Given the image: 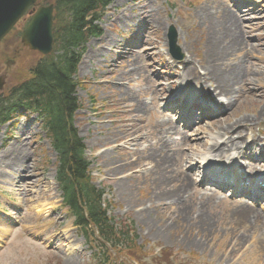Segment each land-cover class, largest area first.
<instances>
[{
	"label": "rangeland",
	"instance_id": "obj_1",
	"mask_svg": "<svg viewBox=\"0 0 264 264\" xmlns=\"http://www.w3.org/2000/svg\"><path fill=\"white\" fill-rule=\"evenodd\" d=\"M235 1L112 0L99 23L103 34L90 38L85 45L74 77L81 81L76 91L80 108L74 117L77 135L83 139L92 181L104 193L103 206L110 204L107 216L114 221L128 220L137 246L133 252L111 250L106 264H264L258 251L259 244L264 247V235L258 237L252 226L232 229L227 213L234 210L233 199L238 197L203 185L205 172L198 160L210 144H223L218 128L232 126L244 118L248 123L234 125L231 132L240 130L247 141L259 138L257 145L250 144L247 149L252 156H264V0H241L239 5ZM219 5L227 7L231 15L235 9L242 13L236 37L240 51L230 56L228 63L241 59L251 73L249 86L242 88L238 99L231 100L221 114L211 117L209 112L203 113L205 122L198 123L199 131H186L187 144L199 135L203 147L189 152L183 143L173 147L177 152L175 156L171 154L178 164L169 170L185 177L191 189L169 206L165 199H156L158 184L154 178L160 173L150 172L152 165L142 162L141 157L158 130L170 126L180 132L176 117L170 120L167 115L172 113L164 109L168 101L160 100L172 89L173 80H184L193 90L203 86V80L190 78L199 76L198 70L203 73L200 67L207 59L217 58L207 33L209 23L223 13ZM27 17L18 22L0 46V75L5 80L0 96L29 78L30 68L41 57L20 45L19 35ZM171 27L176 33L175 49L182 55L177 60L168 48ZM188 64L192 66L190 75L184 78L179 70ZM176 87L178 84L172 90ZM188 113L183 118H190ZM198 115L202 118V111ZM178 135L172 141L179 143L183 134ZM132 138L136 139L133 144L128 141ZM15 141L25 147L26 158L21 168L13 169L9 157ZM209 154L213 157L215 153ZM187 157L190 160L185 164ZM240 158V171L248 176L258 170L264 173V167L250 162L249 157ZM55 167L56 154L38 126L37 116L19 109L8 123L0 125V264H65L70 257L74 261L69 264L102 263L103 258L94 256L95 249L87 247L73 218L61 205L54 181ZM145 171L150 172L148 177ZM205 177L214 180L209 173ZM211 192L216 196L207 199ZM166 198L170 199L168 195ZM184 204L191 206L188 212H194V216L205 204L210 225L206 231L189 223L164 231L165 226L174 223ZM262 208L254 210L264 217Z\"/></svg>",
	"mask_w": 264,
	"mask_h": 264
},
{
	"label": "trees",
	"instance_id": "obj_2",
	"mask_svg": "<svg viewBox=\"0 0 264 264\" xmlns=\"http://www.w3.org/2000/svg\"><path fill=\"white\" fill-rule=\"evenodd\" d=\"M111 0H53V51L30 68L29 78L0 96V125L19 107L37 113L51 149L56 154L55 181L62 205L73 216L94 256L109 262L111 250L137 249L128 220L114 221L103 207L102 189L91 180L83 139L77 135L74 112L76 67L90 37H98L96 24ZM97 237V238H96ZM132 258V256H130Z\"/></svg>",
	"mask_w": 264,
	"mask_h": 264
},
{
	"label": "bare ground",
	"instance_id": "obj_3",
	"mask_svg": "<svg viewBox=\"0 0 264 264\" xmlns=\"http://www.w3.org/2000/svg\"><path fill=\"white\" fill-rule=\"evenodd\" d=\"M219 7L223 9V13L220 14V17L215 18L216 21L209 23L207 33L208 44L213 45L217 50V58L214 57L215 59H207L203 66L200 67L201 70H203V73L198 70L199 76H194L190 79L194 81H197L198 79L203 80L204 84L200 87V92L198 93L199 97L203 98L206 96H219L224 99L221 102L225 106H228L230 102H232L231 100L238 99V97L240 96L239 93L242 88H246L249 86V82L247 79L250 78L251 73L248 74V70L243 64H241L240 58L236 59V62L232 65L228 63L229 57L237 51H240V45L237 40V21L242 13L239 12V10L235 9V11H233L231 15L229 14V9H227V7H222L221 5H219ZM128 52L132 54L133 51L129 50ZM191 68L192 66L188 64L181 69L182 76L184 78H188ZM159 90H161V87L159 88ZM219 97L217 98V100H219ZM137 110L138 107H135L134 111ZM215 114L217 115V112ZM219 119L220 118L216 119V121ZM166 123L167 122H164V124L168 126V124ZM246 123H248L247 119L244 118L237 120L232 126L226 125L218 128L219 133L222 132V136H220L219 138L222 139L223 144L218 145V142H215L214 144H210L208 146V151L198 158L199 164L202 165V169L204 168L205 170L212 171L213 169L216 170V167L221 165L222 158L227 159L226 162L233 164L234 162L232 161V158L234 156L237 158L238 155L246 154V152H244V148H249L250 144H254L258 141V138L251 137L250 141H248V143L243 146L242 144H244L246 141L241 137L240 130H237L234 134L231 132V129L235 127L234 125ZM173 129L174 128L168 126L167 128L164 127L158 130L152 136V142L150 143V141H148L150 146H148L145 153H143L145 156L141 157L142 162L152 165L150 172L154 171L153 173H160L159 176L154 178V183L158 184V187L155 186V189H158L156 199H158L159 201L165 199L166 201H168L169 206H174L176 204V201L182 195V192L191 189V184L188 183L189 181L185 177H181L175 172L172 173L169 170L171 167L178 164V159L175 160L174 157L177 151L174 150L173 147L175 145L177 146L180 145V143H183L182 146L187 147L185 151L188 150L189 152L194 150L196 147L204 146V144H202L203 139H201L199 135H195L192 144H187L188 139L185 135V131H182L183 137L179 140V143L172 141L173 135L170 134V130ZM199 129L200 127H198L196 124L190 130L197 132L199 131ZM22 130L23 129L20 128L19 132L23 134ZM19 132L18 134H20ZM135 141L136 139L132 138L131 143L133 144ZM23 147L24 146L21 145L20 141H18L13 146L12 154L9 157V164L13 169L21 168L23 166L24 159L26 158V150L24 149L25 147ZM210 151H214L215 154L213 157L215 158L210 157ZM229 151L231 152L230 154H228L231 155L230 158L228 157V155H226ZM171 153L174 156H172ZM188 160H190L189 157L185 159V164ZM262 165H264V162L262 163ZM232 166L235 167V163ZM150 172L145 171L144 176L148 177L150 175ZM174 182L179 183L180 186L176 188V186H174L173 184ZM204 189L206 190L207 188ZM163 193H165V195L161 196V194ZM170 193L174 194L169 195ZM167 195L170 199L166 198ZM215 196L216 195L211 192L209 196L206 195V198L213 199ZM191 204L193 208L194 202L192 201ZM234 206V210L230 209L229 213L224 211L225 213H227L230 221H232V229H234L235 227L242 228L252 226L254 227L255 233L258 232V237L263 236L264 217L262 216V214L260 215V213L254 210V208L247 206V203L243 201L236 202ZM190 207V205L186 204L180 206L178 215H176L175 218L176 220L172 221L174 223H172L171 226H165L164 231L171 229L172 226L179 227L184 224H190V226L193 228H196L198 226V228H202L203 231H206L208 226L210 225L208 222L209 217L204 212V210L206 209L205 204L202 206V208L201 206L198 208L197 211H200L195 216L193 215L194 212L192 214L188 212ZM61 238H63V235H61ZM258 251L261 253V258L264 259L263 244H259ZM73 261L74 258L70 257L66 260L65 264H69Z\"/></svg>",
	"mask_w": 264,
	"mask_h": 264
},
{
	"label": "water",
	"instance_id": "obj_4",
	"mask_svg": "<svg viewBox=\"0 0 264 264\" xmlns=\"http://www.w3.org/2000/svg\"><path fill=\"white\" fill-rule=\"evenodd\" d=\"M35 0H0V40L10 30L13 24L23 15L26 8ZM52 5L38 8L20 35V42L29 50L47 55L52 50ZM170 45L173 46L175 33L170 31ZM172 54H176L172 51ZM3 77L0 76V90Z\"/></svg>",
	"mask_w": 264,
	"mask_h": 264
}]
</instances>
